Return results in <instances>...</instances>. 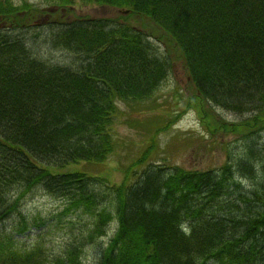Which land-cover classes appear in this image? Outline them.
<instances>
[{
    "label": "trees",
    "instance_id": "16d2710c",
    "mask_svg": "<svg viewBox=\"0 0 264 264\" xmlns=\"http://www.w3.org/2000/svg\"><path fill=\"white\" fill-rule=\"evenodd\" d=\"M89 2L123 5L151 20L179 51L193 92L176 91L172 116L161 115L146 147L126 159L120 182L101 171L53 173L77 159L102 165L117 154L120 141L99 112L115 122L119 104L127 116L154 109L171 77L162 57L169 48L118 21L35 24L21 12L33 4L0 0V21L12 17L13 24L0 28V139L8 142L0 144V264H78L109 226L113 234L93 264H264V144L254 137L264 129V0H83ZM187 111L205 132L244 140L240 150L226 142L227 159L216 168L162 163L154 156L157 135ZM22 146L37 157L24 167L14 163ZM34 183L87 218L55 254L18 244L26 221L4 217L11 189L23 196ZM12 209L21 214L20 205ZM183 245L194 247L186 254Z\"/></svg>",
    "mask_w": 264,
    "mask_h": 264
},
{
    "label": "rangeland",
    "instance_id": "374dc122",
    "mask_svg": "<svg viewBox=\"0 0 264 264\" xmlns=\"http://www.w3.org/2000/svg\"><path fill=\"white\" fill-rule=\"evenodd\" d=\"M29 2L34 4L37 0H29ZM68 3L67 5L73 6V9H67L66 3H64L66 8L64 9L63 16L60 15L61 12L59 10L52 15L42 13L41 6L33 5L25 7L27 9L21 11L23 13L29 12L27 16L22 18L29 22L30 20H35L45 23L55 19L91 18L92 16L96 17L99 14H103L104 9L98 4L81 3L79 0H70ZM60 4L51 3L49 5L61 6ZM103 15L117 17L116 14L107 12ZM119 19L136 29L143 30L144 33L151 36L160 49L169 48L173 68L171 69V77L159 90L154 109L142 111L139 108L140 112H134L130 116H127V107L119 104L117 108L119 111V123L115 127L120 141L117 154L110 156L102 165L88 163L85 166V170L88 172L98 173L101 171L102 174L106 175L108 180L114 179L115 182H120L121 180L120 170L128 163L126 159L130 156L136 157L146 147L147 139L152 134V127L160 121V116L165 115V118L172 116L173 113L169 110L171 108L176 109L174 103H176L178 92L182 91L187 95L193 92L189 83V76L183 67V60L179 56V51L170 44L167 38L162 36L164 35L163 32L151 20L139 15L121 16ZM60 53L59 51L54 52L56 56L60 55ZM41 58L47 59L42 54ZM176 91L178 92L176 93ZM215 114L225 121H233L232 119L235 117L228 111L219 108H215ZM125 119L130 120L129 126L125 124ZM254 137L261 144H264V129L255 134ZM236 138L237 135L223 134L221 131H216L215 134L205 132L195 113L187 111L170 125L168 129L161 131L157 135L155 147L159 150H155L154 156L156 154V157L165 165H180L196 169L216 168L227 159L226 152L229 146L226 145V142L229 143L231 148H235V152L240 150V146L244 140ZM81 166L84 165H78L77 168ZM31 196V200L25 201L20 207L24 221L27 223V230L23 234H20V237L18 236L19 234H16L15 238L18 240V244L27 243L30 240L31 244L42 245L44 243V251L54 254L58 253L65 244L67 245L72 240L73 234L76 235L81 231V226H84L87 218L78 214L62 212V210L57 208L58 205L56 203L59 202L58 200L45 198L40 192H35ZM14 227L16 226L14 225ZM113 230L114 226H109L106 236L98 237L97 243L95 242L85 247L78 264H93L108 239L111 238Z\"/></svg>",
    "mask_w": 264,
    "mask_h": 264
},
{
    "label": "bare ground",
    "instance_id": "6f19581e",
    "mask_svg": "<svg viewBox=\"0 0 264 264\" xmlns=\"http://www.w3.org/2000/svg\"><path fill=\"white\" fill-rule=\"evenodd\" d=\"M81 3H83V0H79ZM22 2H25V3H30V4H32L31 2H29V0H14V3H15V5H19V4H21ZM90 3V2H89ZM48 4V5H47ZM93 4H95V3H93ZM33 5H37V6H41V11H42V13H45V14H48V15H52L53 13H55L56 12V10H54V8H53V5H49V3H47V0H37V2H34V4ZM98 5H101L102 6V8L104 9L103 10V14H105L106 12L107 13H111V14H116L117 15V17H115V16H113V15H103V14H99V15H97L96 17H91V19H96V20H112L113 22H121V23H124V24H127V23H125L124 21H121V19H119V18H121V16H127V15H139V16H143V15H140L139 13H137L136 11H133L132 9H130V8H125L123 5H115V4H98ZM66 6H67V9H73V6H68L67 4H66ZM66 7L64 6V5H61V6H59V12H61V16H63V13H64V9H65ZM122 9H124V10H128V12H126V13H124V12H122ZM132 13V14H131ZM109 16H112V17H109ZM144 17H146V16H144ZM68 19H71V18H68ZM148 19V18H147ZM11 20H12V17H10V20L9 21H0V28H12V26H13V24L11 23ZM14 26H16V25H14ZM21 27L20 28H23V29H25L26 30V28H24V25L23 24H21L20 25ZM132 27V26H131ZM19 28V29H20ZM133 29H136V28H134V27H132ZM136 30H140V31H143V30H141V29H136ZM23 33H25V34H28V32L27 31H23V30H21ZM152 40V39H151ZM166 53H168L167 52V50H164ZM170 55L171 54H169L168 53V56H169V58L167 57V56H165V55H163L162 57H163V60H165V61H167V62H170V64H171V67H173L172 65H173V61H172V59H171V57H170ZM100 113V118H102V117H104L105 119H103V121L104 122H110V123H112L109 127H108V131H110V133L113 135V137L114 138H116L117 137V139H118V136H117V134H116V128L115 127H117V125H118V119H116V121L114 122V120H113V118H112V116H111V113L109 112V111H106V113H101V112H99ZM183 115V114H182ZM122 122H123V120H122ZM124 122H126L125 124L127 125V126H129V124L128 123H130V120L129 119H125L124 120ZM83 134V133H82ZM82 134H77L76 136H75V138H79L80 139V137L81 136H79V135H82ZM2 136H0V138H1ZM7 141L6 140H1L0 139V144H5V145H7ZM118 146V145H117ZM17 150L18 151H20V152H15V159H14V163H17V164H19V165H21V167H24L25 165H26V163H28L29 162V158L30 157H36L35 156V154L34 153H32L31 151H29L27 148H25L24 146H22L21 148H17ZM118 151V150H117ZM117 151H116V153H117ZM37 158V157H36ZM35 163H37V164H42L41 162H35ZM89 163V161H84V160H82V159H77V160H75L74 161V163L71 161V162H69L68 164H65V165H63V166H60V167H58V168H56V167H52V169L50 168V171H52L53 173H69L70 171H72V170H74V171H80L81 173H84L85 175H87V176H90V174H91V172H88L87 170H85V166L87 165ZM78 165H84V166H81L80 168H77L78 167ZM137 173L135 172V175H136ZM54 176H57V175H52V176H50L51 177V179H56ZM52 180V181H53ZM53 182H55V180L53 181ZM97 187H100V184H95ZM20 189H22L21 187H20ZM98 190V189H97ZM35 192H40V194H42V195H44L45 196V198H51V199H54V200H58V198L56 197V195H54L53 193H51V192H49V191H47V190H45V188L43 189V186H41V185H39V184H35L34 183V185H32V187H30V188H28V189H26V193H24V195L23 196H19L18 194H17V190L13 187L12 189H11V191L9 192V196H10V199H8L7 200V205L5 204V200H4V202L1 204L2 206H3V208L4 209H6V212H5V214H4V217L6 218V219H8L9 220V218L11 219V218H15V220L19 217V219L20 220H23L24 219V216H22L18 211H17V215H16V211L14 210V209H12V207H14V206H16V205H20V207L22 206V204L23 203H25V201L27 202V201H29V200H31V198H32V194L33 193H35ZM6 195V194H5ZM95 197H98V195H97V193H96V195H95ZM7 198V196L5 197V199ZM83 196L82 195H80V196H78V202L80 203V202H83ZM70 200H71V198H69ZM97 200H99V199H97ZM97 200H95V201H97ZM58 206H57V208L58 209H60V210H62V212H65V213H69V214H74L72 211H70V210H68V209H66V207H65V205L66 204H69L66 200H63L62 202H57L56 203ZM82 214L83 215H86V210H85V208H83L82 209ZM18 216V217H17ZM7 221V220H6ZM185 233V232H184ZM186 234V233H185ZM38 236H40V235H38ZM33 237V236H32ZM41 237V236H40ZM35 240H37L36 238H34ZM184 240L186 241V243L188 242V238L187 237H185L184 238ZM31 241V240H30ZM39 242H41L40 240H39ZM26 244H31L29 241L26 243ZM43 245H44V243L41 245L42 247H43ZM183 247L185 248L184 250H186L185 251V253L186 254H188V252H190L191 251V249L194 247L193 245H191V246H188V245H183ZM192 247V248H191ZM188 251V252H187ZM18 264V263H17Z\"/></svg>",
    "mask_w": 264,
    "mask_h": 264
},
{
    "label": "water",
    "instance_id": "95a60500",
    "mask_svg": "<svg viewBox=\"0 0 264 264\" xmlns=\"http://www.w3.org/2000/svg\"><path fill=\"white\" fill-rule=\"evenodd\" d=\"M53 8H54V10H58L59 9V7L57 8V6H53ZM122 12H124V13H126V12H128V10H123L122 9ZM40 21H34V23L36 24V23H39Z\"/></svg>",
    "mask_w": 264,
    "mask_h": 264
}]
</instances>
